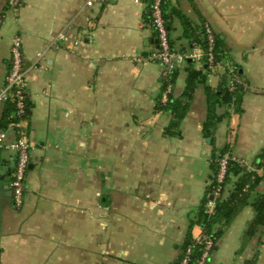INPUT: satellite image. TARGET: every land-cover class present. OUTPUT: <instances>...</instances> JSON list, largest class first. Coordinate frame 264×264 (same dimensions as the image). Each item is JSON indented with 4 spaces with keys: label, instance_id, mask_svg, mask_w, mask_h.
I'll use <instances>...</instances> for the list:
<instances>
[{
    "label": "crops",
    "instance_id": "0c3cea01",
    "mask_svg": "<svg viewBox=\"0 0 264 264\" xmlns=\"http://www.w3.org/2000/svg\"><path fill=\"white\" fill-rule=\"evenodd\" d=\"M86 2L23 0L12 10L0 0V86L19 35L30 69L24 130L33 142L20 207L9 189L15 155L0 152V264H175L187 233L203 232L189 226L216 150L228 147L260 177L251 198L264 194V168L257 167L264 151V0H166L174 48L189 50L209 25L216 52L246 85L241 112L219 108L224 117L210 137L202 133V84L179 125L167 130L161 66L151 58V0ZM58 33L78 43L53 45ZM38 52L44 56L34 64ZM187 67L176 69L172 96L183 93ZM195 68L205 71L201 63ZM211 72L207 84L217 89L225 72ZM232 188L226 184L224 197ZM252 203L222 228L207 264H264V224L246 233Z\"/></svg>",
    "mask_w": 264,
    "mask_h": 264
},
{
    "label": "built area",
    "instance_id": "2783aa9c",
    "mask_svg": "<svg viewBox=\"0 0 264 264\" xmlns=\"http://www.w3.org/2000/svg\"><path fill=\"white\" fill-rule=\"evenodd\" d=\"M165 0H151V21L156 34L158 43L157 49L152 53L151 58L156 60L161 66V74L164 81V90L161 96V102L165 104L173 91L172 77L175 70L180 64L187 60L197 63L206 64L208 69L214 72H225L229 77L231 89L237 86L245 88L231 67L223 60L216 58V39L209 25H204L203 40L200 42L194 41L189 50H176L171 47L169 32L166 26V21L163 13V4ZM23 0H9V9H16L21 6ZM87 5H92L93 0H87ZM3 15H0V26L3 23ZM52 44L68 42V46L74 48L79 39L69 40L64 33H58L52 38ZM44 54L38 52L34 60V64L39 63ZM29 68L24 66L23 46L19 35L12 38L10 44L9 65L5 74L3 84L0 86V107L7 102H12L15 109L17 122L12 124L17 130V134L10 142L7 141L8 132L0 130V152L10 150L15 155V161L11 178L9 181V189L11 192L12 203L15 207H20L23 204L25 193L27 190L26 176L28 166L30 164V149L33 146L31 138L24 130L25 110L27 103V82ZM234 158V157H232ZM231 159L229 152L225 151L218 159V170L216 175V187L212 199H209L206 204L207 214H212L215 206V197L220 194L221 184L224 181L227 164ZM264 164V158H263ZM194 244L202 245V252L196 260V264H206V260L211 254L213 241L211 238L201 232L198 236L193 237ZM193 245H190L179 262V264H189L190 253Z\"/></svg>",
    "mask_w": 264,
    "mask_h": 264
},
{
    "label": "trees",
    "instance_id": "16d2710c",
    "mask_svg": "<svg viewBox=\"0 0 264 264\" xmlns=\"http://www.w3.org/2000/svg\"><path fill=\"white\" fill-rule=\"evenodd\" d=\"M9 2V0H8ZM9 7V6H8ZM166 9V0L163 4V13L164 18L166 21V26L168 27V20L167 14L165 13ZM151 10V8H150ZM151 12L149 13V15ZM1 15V14H0ZM152 24V21H151ZM184 26L188 25V22L184 23ZM153 26V25H152ZM201 40H203V33H201ZM170 39V37H169ZM218 41H216V46ZM170 45L174 48V42L170 40ZM189 46V45H188ZM158 47V43L156 44ZM218 47V46H217ZM175 49V48H174ZM218 49L216 48L215 51ZM183 51V50H182ZM217 60L223 59L222 51L219 48V52H216ZM187 81L186 86L183 93L180 96H172L170 95L168 101L160 105V110L168 113L171 115V119L167 130H171L174 127H177L183 117L187 114L190 103L192 101V96L199 84L204 86L205 92V100H206V109H205V117L202 122V133L206 137H210L215 132L218 124L222 121L223 115L218 112L219 108L226 107L231 105L235 112H241L242 110V98L244 90L240 86L231 89L230 82L228 75L226 73L223 74L222 79L220 81L219 86L217 89H212L207 84L206 78V71L208 69L206 64H203V69L205 70L200 71L195 68L193 64L194 61L187 60ZM176 72V70H175ZM175 72L173 73L172 82L175 79ZM237 75L240 76L239 72L237 71ZM30 114V103H26V110H25V119H28ZM17 118L15 116V109L13 107L12 102L4 103L0 107V130L7 131L8 134L15 135L17 134V130L12 127L14 122H17ZM230 152L228 147H223L219 150H216L212 155V160L210 163L211 168V176H210V184L207 187L206 195L203 201L199 206V211L195 218L190 221V229L194 225H198L202 228L203 233L212 239L213 247L212 250L215 248V242L222 233V228L227 226L239 211V207L249 203V201H253L252 205L255 209V216L249 222L247 226L246 233L248 235L252 233L256 227L261 224H264V194L258 195L256 197L251 198L252 189L255 185L259 182V178L255 175L254 172L246 170L240 163L232 158L228 161L227 170L225 174V178L223 183L221 184L220 194L215 197V206L212 214H207L205 204L213 197L214 188L216 187V175L218 170V159L219 157L225 152ZM263 158H264V151L260 155L259 163L257 167H263ZM13 170V169H12ZM11 173L9 174V181L11 178ZM1 172H0V180H1ZM231 183L233 185L232 191L228 194V196L224 197V188L226 184ZM193 245V249L190 253V262L189 264H196V260L199 258L203 248L202 245L194 244L193 242V235H191L190 231L187 233L184 243L181 246V252L176 260L175 264H179L181 259L183 258L186 249ZM208 259L206 260L207 264ZM245 264H255V258L248 260Z\"/></svg>",
    "mask_w": 264,
    "mask_h": 264
},
{
    "label": "water",
    "instance_id": "95a60500",
    "mask_svg": "<svg viewBox=\"0 0 264 264\" xmlns=\"http://www.w3.org/2000/svg\"><path fill=\"white\" fill-rule=\"evenodd\" d=\"M206 140H207L208 142L210 141L209 138H207ZM29 165H30V164H29ZM29 167H31V165L28 166V168H29ZM210 199H212V197H210Z\"/></svg>",
    "mask_w": 264,
    "mask_h": 264
},
{
    "label": "rangeland",
    "instance_id": "374dc122",
    "mask_svg": "<svg viewBox=\"0 0 264 264\" xmlns=\"http://www.w3.org/2000/svg\"><path fill=\"white\" fill-rule=\"evenodd\" d=\"M193 64L195 65V64H197V62H194ZM211 73H214V71H212Z\"/></svg>",
    "mask_w": 264,
    "mask_h": 264
}]
</instances>
